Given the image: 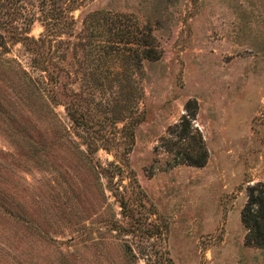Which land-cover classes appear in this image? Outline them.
<instances>
[{"label": "rangeland", "instance_id": "374dc122", "mask_svg": "<svg viewBox=\"0 0 264 264\" xmlns=\"http://www.w3.org/2000/svg\"><path fill=\"white\" fill-rule=\"evenodd\" d=\"M38 1L35 37L50 32ZM91 10L102 17L83 31ZM72 13L73 32H57L71 46L45 43L50 68L72 71L55 84L20 41L0 45V264H264L240 219L246 186L264 182V0H86ZM110 24L150 56L128 42L112 57ZM84 33L92 48L76 47ZM188 99L201 166L161 146Z\"/></svg>", "mask_w": 264, "mask_h": 264}, {"label": "trees", "instance_id": "16d2710c", "mask_svg": "<svg viewBox=\"0 0 264 264\" xmlns=\"http://www.w3.org/2000/svg\"><path fill=\"white\" fill-rule=\"evenodd\" d=\"M26 1L28 0H0V28L7 33L5 35L2 31L0 32V45H5L6 36L12 41H20L31 53L32 65L45 70L47 77L55 84L60 81V70H64L63 72L67 73V75H70L72 71L60 65L50 68L49 64H54V61H52L50 56L46 55L49 51L45 50V43L48 41L50 46L53 40L56 39L58 42L67 43L66 48L71 46L69 44H72L71 35L62 39L60 37L61 34L57 32L61 31L60 29L65 26H70L71 22L72 31L69 32H73L74 17L72 10L86 0H39L37 6L40 9V15L44 14V16H47L46 25L50 26V32L44 31L37 37L29 35L30 24L36 17V11L27 8ZM101 13V10L88 11L83 17L84 26L82 30H89L87 24L95 23L96 21L94 20L99 21L102 17ZM43 19L45 20V18ZM108 28L112 39H109L111 41L106 46L115 59H119L121 54H125L120 49L124 48L123 46L128 42H135L140 47V51H138L139 60L150 56V53L147 52L149 49L146 47L145 39L138 35L135 29L124 30L117 24H110ZM105 30L107 31V28ZM63 31L67 32L66 30ZM54 34H57L58 37H51ZM90 36V34L87 33L85 35L84 33L82 40L81 36H78L76 47L84 48L85 44H88L92 48L94 44H92L90 39L85 42L86 38ZM96 42L100 45L101 40L98 39ZM67 53L68 50L62 58H66ZM70 53L73 55L74 51ZM73 71L76 72V70ZM87 72L89 71L81 70L82 75H86ZM91 72L94 75L96 71L93 70ZM64 105L68 114L72 117V102L66 101ZM184 108L186 110L180 115L178 120L168 127L167 133L161 137V146L172 156L173 164L186 163L201 166L207 160L208 150L201 132L193 123L197 113L195 99H188L184 104ZM240 219L245 227V242L250 245L264 247L263 181L257 180L246 186V200L240 211ZM168 258L167 264L174 263L171 257ZM159 264L164 263L161 261Z\"/></svg>", "mask_w": 264, "mask_h": 264}]
</instances>
